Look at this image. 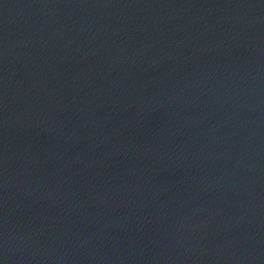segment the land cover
I'll list each match as a JSON object with an SVG mask.
<instances>
[{
  "label": "water",
  "instance_id": "water-1",
  "mask_svg": "<svg viewBox=\"0 0 264 264\" xmlns=\"http://www.w3.org/2000/svg\"><path fill=\"white\" fill-rule=\"evenodd\" d=\"M0 264H264V0H0Z\"/></svg>",
  "mask_w": 264,
  "mask_h": 264
}]
</instances>
